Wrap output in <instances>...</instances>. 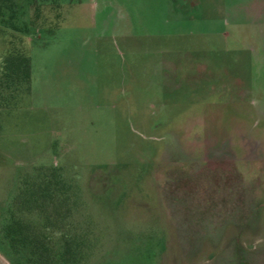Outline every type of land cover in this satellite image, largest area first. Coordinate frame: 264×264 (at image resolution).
Segmentation results:
<instances>
[{
	"label": "rangeland",
	"instance_id": "obj_1",
	"mask_svg": "<svg viewBox=\"0 0 264 264\" xmlns=\"http://www.w3.org/2000/svg\"><path fill=\"white\" fill-rule=\"evenodd\" d=\"M262 6L0 0L38 29L33 92L56 122L28 158L70 199L53 225L24 213L14 242L18 171L0 169V264H264Z\"/></svg>",
	"mask_w": 264,
	"mask_h": 264
},
{
	"label": "crops",
	"instance_id": "obj_2",
	"mask_svg": "<svg viewBox=\"0 0 264 264\" xmlns=\"http://www.w3.org/2000/svg\"><path fill=\"white\" fill-rule=\"evenodd\" d=\"M37 31L29 34L27 18L0 19V120H4V127L0 125V169L10 174L18 171L15 182L24 173L58 169L55 162L38 166L34 159L28 158V154H36L44 146L45 149L54 147L50 128L44 133V124L46 120L49 124L56 122L50 113L55 112V105L37 104L33 92L34 84H40L34 78L29 51L30 36ZM19 126L32 130L31 144L16 140Z\"/></svg>",
	"mask_w": 264,
	"mask_h": 264
},
{
	"label": "trees",
	"instance_id": "obj_3",
	"mask_svg": "<svg viewBox=\"0 0 264 264\" xmlns=\"http://www.w3.org/2000/svg\"><path fill=\"white\" fill-rule=\"evenodd\" d=\"M17 210L10 217L14 219L12 225L16 227L13 231L9 228L8 234H14L10 240L14 242H22L28 240L27 236L21 232V219L25 217L24 213L28 214L32 210H37L46 213V220L53 225L57 221L58 211L64 209L68 211V186L61 183L58 175V169L43 170L38 172L24 173L18 177L17 185ZM15 198V199H16ZM51 218L52 222H50Z\"/></svg>",
	"mask_w": 264,
	"mask_h": 264
}]
</instances>
